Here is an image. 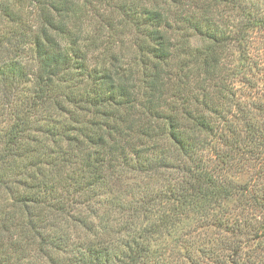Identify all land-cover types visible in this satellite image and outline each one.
Segmentation results:
<instances>
[{
	"label": "trees",
	"instance_id": "16d2710c",
	"mask_svg": "<svg viewBox=\"0 0 264 264\" xmlns=\"http://www.w3.org/2000/svg\"><path fill=\"white\" fill-rule=\"evenodd\" d=\"M261 14L252 0H0V264H161L162 241L182 246L213 210L220 264H264L242 240L264 233V197L249 216L227 176L230 77L253 67ZM193 252L179 263L201 264Z\"/></svg>",
	"mask_w": 264,
	"mask_h": 264
},
{
	"label": "rangeland",
	"instance_id": "374dc122",
	"mask_svg": "<svg viewBox=\"0 0 264 264\" xmlns=\"http://www.w3.org/2000/svg\"><path fill=\"white\" fill-rule=\"evenodd\" d=\"M252 4L257 12H261V15H264V0H252ZM26 9L27 5L24 6V11H26ZM103 12L104 8L102 7L101 13ZM104 13L106 14L108 12L105 11ZM221 14H223L224 20L227 22L224 27L228 26L230 29V24L238 23L233 15L230 16V12L223 11ZM226 15L228 17H226ZM4 21L5 20H3V22ZM12 26V22L8 25H0V27L4 29H10ZM248 33L249 40L246 43L247 59L243 63L252 62L253 67H249L243 75L232 74L233 76L230 77V86L232 87V91L236 93L239 103L234 106V122L239 130L236 136L238 137V142L234 151V166H232L230 172L227 173V176L242 188L243 192L241 193H243L242 195L244 196L241 195L240 198H246L244 208L240 205L239 200L235 201L237 208H243L244 212L248 214L251 211L249 216H253L257 214L258 211L251 210L252 208L248 207L249 197H251V194L264 197V29H250ZM190 35L193 34L190 33ZM123 39V45L117 46L116 49H122L125 53L130 54L132 52L131 45L127 37L123 36ZM190 42L193 45H199L201 44V39L193 35L191 36ZM237 49V46H235L228 51L231 55L230 58L228 57L229 63L227 64L231 69L237 68L239 63L238 56H240V54L237 52ZM237 73H239L238 69ZM246 123L254 126L256 130L260 131V135L258 134L256 137L247 136V133L243 131ZM239 137L242 141L244 140L241 144ZM213 164L214 163H212V166H214ZM161 212L163 213L164 210ZM216 212L217 210H213L211 213L202 216L205 218L198 221V224L192 221L186 222L187 227L185 233L180 234V240H184L185 242L182 246H180V241H176V239L179 238L177 236L179 234L168 237L166 241L161 240L163 244L165 243L164 245L168 247L166 251H164V245L160 246V250L165 258L164 262L160 261L161 264H177L183 259L181 255H188L190 250L194 251L193 253L199 258L201 264H220L222 260L220 238L222 235L219 227L209 225L213 224V221H215L214 217L216 216ZM257 221L264 222V218H258ZM253 222L256 223L255 219ZM181 226H184V223ZM257 226L259 228L261 227V225ZM260 231H262V229H260ZM260 235L261 236L256 240H248L247 237L242 236V240L248 243L247 250L252 251L255 249L254 254H259L262 257L264 256V233ZM199 248L201 252L196 250Z\"/></svg>",
	"mask_w": 264,
	"mask_h": 264
}]
</instances>
